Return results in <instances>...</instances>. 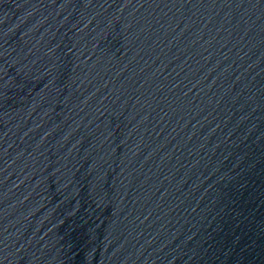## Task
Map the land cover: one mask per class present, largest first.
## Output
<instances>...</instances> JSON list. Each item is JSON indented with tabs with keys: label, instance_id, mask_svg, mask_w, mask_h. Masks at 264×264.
I'll return each mask as SVG.
<instances>
[{
	"label": "water",
	"instance_id": "95a60500",
	"mask_svg": "<svg viewBox=\"0 0 264 264\" xmlns=\"http://www.w3.org/2000/svg\"><path fill=\"white\" fill-rule=\"evenodd\" d=\"M0 264H264V0H0Z\"/></svg>",
	"mask_w": 264,
	"mask_h": 264
}]
</instances>
